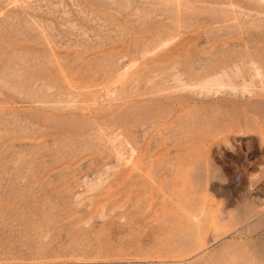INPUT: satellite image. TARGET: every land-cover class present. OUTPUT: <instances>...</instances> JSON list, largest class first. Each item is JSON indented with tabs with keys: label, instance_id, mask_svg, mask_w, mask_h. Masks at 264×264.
Instances as JSON below:
<instances>
[{
	"label": "rangeland",
	"instance_id": "obj_1",
	"mask_svg": "<svg viewBox=\"0 0 264 264\" xmlns=\"http://www.w3.org/2000/svg\"><path fill=\"white\" fill-rule=\"evenodd\" d=\"M0 264H264V0H0Z\"/></svg>",
	"mask_w": 264,
	"mask_h": 264
},
{
	"label": "bare ground",
	"instance_id": "obj_2",
	"mask_svg": "<svg viewBox=\"0 0 264 264\" xmlns=\"http://www.w3.org/2000/svg\"><path fill=\"white\" fill-rule=\"evenodd\" d=\"M232 88V87H231Z\"/></svg>",
	"mask_w": 264,
	"mask_h": 264
}]
</instances>
